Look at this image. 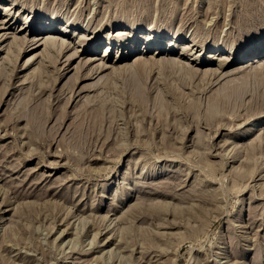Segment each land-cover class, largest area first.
<instances>
[{"label":"rangeland","instance_id":"obj_1","mask_svg":"<svg viewBox=\"0 0 264 264\" xmlns=\"http://www.w3.org/2000/svg\"><path fill=\"white\" fill-rule=\"evenodd\" d=\"M263 18L264 0H0V264H264V76L221 87L264 57ZM161 46L200 70L125 68Z\"/></svg>","mask_w":264,"mask_h":264},{"label":"bare ground","instance_id":"obj_2","mask_svg":"<svg viewBox=\"0 0 264 264\" xmlns=\"http://www.w3.org/2000/svg\"><path fill=\"white\" fill-rule=\"evenodd\" d=\"M249 4L251 5V3H248V5L247 6H249ZM253 5V4H252ZM250 7V6H249ZM10 10V9H9ZM56 10V9H55ZM57 12V11H56ZM10 13V12H9ZM246 13V12H245ZM259 14V13H258ZM261 14V13H260ZM255 15V14H254ZM263 15V14H262ZM246 16V15H245ZM251 16H252V14H251ZM250 16V18H251V20H252V17ZM257 16V15H256ZM255 17V16H254ZM253 17V18H254ZM259 17V16H258ZM26 20H25V22L26 21H29V18H28V16H26V17H24ZM110 18V17H109ZM243 18H244V15H243ZM242 19V18H241ZM248 20H249V18H247ZM264 19V18H263ZM2 20V19H1ZM243 20V19H242ZM245 20H246V18H245ZM257 20H258V18H257ZM241 21V20H240ZM250 21V20H249ZM248 21V22H249ZM253 21V20H252ZM24 22V23H25ZM244 22V24H245V22H247V21H243ZM243 22H242V26L244 25L243 24ZM259 22V21H258ZM253 23V22H252ZM255 23V22H254ZM249 24H251V23H249ZM252 25V24H251ZM29 26V25H28ZM239 26H241L240 24H239ZM247 26V25H246ZM247 28V27H246ZM244 29V28H243ZM63 30L64 29H62L61 30V33L63 32ZM209 31V30H208ZM118 33H122V36L124 35V33H126L125 31L124 32H119V31H117ZM238 32H242V31H238ZM48 33V32H47ZM208 33V32H207ZM213 33H214V31H213ZM2 34V33H1ZM44 34V33H43ZM239 34V33H238ZM237 34V35H238ZM214 35H216L215 33H214ZM232 35V34H231ZM242 35V34H241ZM37 36V35H36ZM197 36V35H196ZM196 36H195V38H196ZM145 37V39L147 40V39H149L150 37H151V35H147V36H144ZM17 38H19V42H20V44H21V42L22 41H24L25 42V44H24V46H22L21 47V51H26V50H31V49H37V47H39L40 45H42L43 46V48L44 49H46V48H48L51 52H52V56L54 57L55 55H57V54H59V53H61V52H63V50H64V48H65V45L67 44V41L65 40V38H63V37H61V36H55V35H52L50 38H47V36L45 35V37L44 36H41V37H33V38H31V39H29L28 38V36H26V35H24V36H19V37H17L16 36V38L15 39H17ZM84 38L85 39H89V40H87L88 42L90 41V38H86L85 36H84ZM192 39H193V37H192ZM197 39H199L198 37H197ZM203 39V38H202ZM230 39H232V38H230ZM197 41V40H196ZM226 41V40H225ZM231 41V40H230ZM122 41H121V39H119V46H120V44H121V46H122V48H124V46L126 47V43L125 42H123V43H121ZM168 45L170 46L167 50H169L170 48H171V46H173L174 45V43L175 42H173V41H171V43L168 41ZM230 43H232V42H230ZM187 44V43H186ZM237 44V43H236ZM197 45V46H196ZM198 42L197 43H193V44H191L190 46L188 45V46H184L182 49H183V53L184 52H191L192 50H194V48L196 49L197 47H198ZM230 45H232V44H230ZM128 46V45H127ZM132 46H129V51H130V48H131ZM0 49H2V48H0ZM111 49H112V47H111ZM91 50H94L93 48H91ZM34 51V50H33ZM84 51H86V48H84V50L82 49V52H84ZM107 51H109V48L107 47V48H105V50H104V54L103 55H105L106 53H107ZM118 51V50H117ZM129 51L127 52V53H124V54H122L121 53V55H120V59H125V58H127V56H128V54H129ZM155 52H157L158 54H160V55H162V57L161 58H159V60H158V58H155V56H149V58L148 59H145V58H136L134 61H133V63H131V64H128L127 63V65L125 66V68L126 69H129L131 72H133V71H135L137 68H144L145 67V62H152V63H159V64H161L162 66H165V65H170V67H175L176 68V70L179 72V73H181L182 75L183 74H185V75H183V76H191V75H193V74H196V71H197V69L198 70H200V68H194V64H190V62H186V61H184V60H182V59H178V58H172L171 56H168V53L169 52H167V51H165V52H167L166 54H165V52H163V47L161 46V47H159V49H155L154 50ZM154 51H153V53H154ZM231 51V50H230ZM233 51V50H232ZM40 53V52H39ZM231 53V52H230ZM1 54V53H0ZM21 54V53H20ZM45 54V53H44ZM79 55V54H78ZM77 54L75 55V56H78ZM164 55V56H163ZM165 55H167V56H165ZM86 56V55H85ZM208 56H210L211 58L214 56L213 54H208ZM69 57V56H68ZM145 57V56H144ZM213 58H215V57H213ZM93 59H96V58H93ZM209 59V58H208ZM232 59H234V56H231V55H228L227 57H225V60H226V63L225 62H220V66H224V65H227L228 63H230V61H232ZM55 60V59H54ZM81 60V59H80ZM90 59L89 58H86L85 59V62H87V61H89ZM82 61V60H81ZM80 61V62H81ZM208 61L210 62V60H205V61H199V62H195V64L196 63H208ZM92 62V61H91ZM100 62V61H99ZM104 62V61H103ZM90 64V63H89ZM119 64V63H118ZM118 64H117V66H118ZM132 65V66H131ZM206 65V64H205ZM91 67L89 68V71L86 73V75L84 76V78H88V79H90V78H96V79H94L96 82H97V79L100 77V75L99 76H97V73L94 75V73L98 70V69H101V68H99L98 66H96V64H93V65H90ZM102 67H103V65H101ZM104 66H106V65H104ZM112 66V65H111ZM124 66V65H123ZM131 66V67H130ZM147 66V65H146ZM158 66V65H157ZM109 67V66H108ZM28 68V67H27ZM88 68V67H87ZM118 68V67H117ZM116 68V69H117ZM105 69V68H104ZM103 69V70H104ZM119 69V68H118ZM226 69V68H225ZM67 70V69H66ZM106 70V69H105ZM233 70V71H232ZM204 71V70H203ZM205 72V71H204ZM219 72V71H218ZM239 73L238 75L237 74H235L232 78H228V79H226V82H224V84L221 86V87H225L227 84H230V82L231 81H234L235 79V82L237 81V78L239 79V83L240 84H242V82L244 83L245 81H246V77L247 76H253V75H255V76H264V57H253V58H251L250 60H248V61H245V62H243V63H241V64H239L235 69H230V70H226V71H224V72H222V74H224V76H228V75H230V73ZM99 73H100V71H99ZM216 76V75H215ZM244 79V80H243ZM83 80V79H82ZM93 80V81H94ZM95 82V83H96ZM89 83H92V82H89ZM219 88V90L220 89H222V88ZM81 92V91H80ZM79 95V94H78ZM264 112V111H263ZM262 111L261 112H259V113H262V115H264V113H263ZM258 115V114H257ZM256 115V116H257ZM260 116V115H259ZM249 131H251V130H249Z\"/></svg>","mask_w":264,"mask_h":264}]
</instances>
